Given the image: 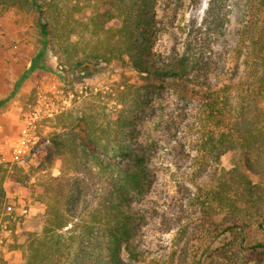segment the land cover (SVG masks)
Instances as JSON below:
<instances>
[{"label":"trees","instance_id":"trees-1","mask_svg":"<svg viewBox=\"0 0 264 264\" xmlns=\"http://www.w3.org/2000/svg\"><path fill=\"white\" fill-rule=\"evenodd\" d=\"M86 1L93 4L94 14L87 22L74 24L69 19L81 9V0H0L7 12H31L44 41L20 82L35 71L56 72L74 103L58 116L48 137L52 153L59 158L60 174L48 176L43 183L45 220L26 232L23 264H131L141 260L136 243L140 207L159 176L153 166L154 130L162 125L157 119L166 101L205 106L209 125L206 138L198 144L193 179L202 175L204 160L216 164L232 143L244 142L239 135L243 127L237 121L226 122L231 95L221 96L209 77L201 81L207 69L197 65L199 58L191 57L190 43L169 51L160 47L168 28L161 11L168 0ZM113 20L119 24L110 25ZM246 27L249 19L242 30ZM78 28L81 37L73 40ZM254 36L249 48L258 51L264 77V28ZM50 53L58 59L55 68L47 63ZM117 62L136 72L139 82L122 80L104 91L84 85V78ZM168 91L170 99L165 97ZM225 129L228 132L216 135ZM3 172L0 163V216L6 201ZM231 177L206 193L203 205L212 216L204 222L213 228L214 240L230 238L221 247L223 264L234 260L264 264V241L247 237L254 233L264 237V193L259 192L264 187L243 176L238 185L244 186V192L231 199ZM243 253L252 257L250 261L241 257Z\"/></svg>","mask_w":264,"mask_h":264},{"label":"rangeland","instance_id":"rangeland-1","mask_svg":"<svg viewBox=\"0 0 264 264\" xmlns=\"http://www.w3.org/2000/svg\"><path fill=\"white\" fill-rule=\"evenodd\" d=\"M92 5L81 0V9L75 11L69 21L87 22L95 12ZM163 5L161 15L168 28L160 47L169 51L174 47L182 49L183 45L190 43L191 57L199 58L197 65L207 69L201 81L209 77L221 96L231 95L226 122L237 121L239 127H243L239 135L244 142L237 146L232 143L230 150L216 164L204 160L202 175L193 179L194 164L198 163V144L206 138L204 133L209 125L205 106L176 100L163 104L157 119L162 125L154 130L157 143L153 166L159 176L140 207L136 243L141 260L131 264H223L221 247L230 238L214 240L213 228L204 222L212 215L205 212L208 208L203 203L208 197L206 193L215 190L230 176H233L228 179L231 199L244 192V186L238 185L243 176L260 188L264 187L263 65L257 56L258 51L252 52L253 49L249 48L250 43H254L255 33L264 28V2L168 0ZM3 7L0 2V163L5 170L4 187L9 195L6 201L14 196L22 197L30 204L31 211L27 217L16 219L3 216L4 221L11 220L8 224L0 223V260L12 249H17L22 258L26 232L34 230L36 223L45 220L43 183L48 176L60 174L59 158L52 153L48 137L55 129L58 116L74 104L71 102L72 93L56 72L35 71L20 82L44 41L37 19L31 12L26 9L7 12ZM247 19L249 27L243 31ZM118 24L117 20L110 23ZM77 31L73 40L81 37L80 28ZM47 63L55 68L58 59L50 53ZM119 63L84 78V85L94 87L95 91H104L122 80L139 82L136 72ZM80 87L76 86L77 89ZM170 94L168 91L165 97L170 99ZM31 123L35 127L29 129ZM25 130L30 139L29 157L24 163H16L12 153ZM226 130L217 131L216 135L228 132ZM203 151L202 155L207 158ZM259 192L264 193L262 189ZM208 212L212 213L213 208ZM247 237L264 241L261 233ZM241 257L249 258V261L252 258L244 253ZM236 262L234 260L233 264H241Z\"/></svg>","mask_w":264,"mask_h":264},{"label":"built area","instance_id":"built-area-1","mask_svg":"<svg viewBox=\"0 0 264 264\" xmlns=\"http://www.w3.org/2000/svg\"><path fill=\"white\" fill-rule=\"evenodd\" d=\"M35 125L33 123L30 124L29 129L34 128ZM29 142L30 139L27 136V130L24 131L23 137L20 138L18 143L15 145V148L12 153L13 161L16 163H24L26 159L29 157ZM30 204L27 201L19 196H14L9 202L6 201L4 206V212L0 216V223L8 224L11 219L3 220V216H10L12 219H16L18 217H27L30 214ZM7 230V228H6ZM11 233L12 229H8ZM0 242H2V237L0 238Z\"/></svg>","mask_w":264,"mask_h":264},{"label":"crops","instance_id":"crops-1","mask_svg":"<svg viewBox=\"0 0 264 264\" xmlns=\"http://www.w3.org/2000/svg\"><path fill=\"white\" fill-rule=\"evenodd\" d=\"M5 191H7L6 188ZM6 197H9L8 193H6ZM23 263H24V257L21 258L19 256V252H17V249H12L9 253L3 256V259L0 260V264H23Z\"/></svg>","mask_w":264,"mask_h":264}]
</instances>
